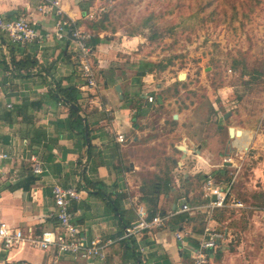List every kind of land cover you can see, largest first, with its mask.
I'll use <instances>...</instances> for the list:
<instances>
[{
	"label": "crops",
	"instance_id": "0c3cea01",
	"mask_svg": "<svg viewBox=\"0 0 264 264\" xmlns=\"http://www.w3.org/2000/svg\"><path fill=\"white\" fill-rule=\"evenodd\" d=\"M57 1L62 18L74 22L85 32H92L81 22L88 16L81 12L83 0ZM39 2L0 0V17L22 16L36 29L51 31L59 17L39 12ZM97 38L101 42L91 47L98 90L82 94L79 89L82 78L69 42L50 41L22 49L0 34V153L9 157L0 162V224L24 233L39 234L52 229L58 224L52 187H74L81 192V200L70 207L74 221L88 239L110 242L106 248L107 264H188L187 248L195 246L208 224L206 209L192 215L177 214L163 228L140 233L131 241L123 240L125 228L136 223L139 208L148 217L177 210L182 202L202 208L207 202L203 198L206 181L198 182L202 191L196 196L189 179L199 174L183 175L182 183L189 184L186 188L183 184V195L178 193L179 196L178 187L173 185H177L176 178L173 181L171 177L162 179L152 166L141 168L129 149L128 140L137 130L139 120L155 105L147 98L158 100V96L153 90H147L150 86L147 73L142 72V61L131 64L132 52L139 43L137 38L121 42L119 48L102 40L100 35ZM123 55H130L129 64L124 63ZM27 57L37 62L36 67L26 71L28 75L12 69L13 61ZM57 82L62 87L72 85L79 89L77 113L82 118L81 125L74 126L75 118L68 107L49 97V90L52 91ZM117 86L121 94L115 90ZM174 116L171 117L175 125L181 116L177 115L176 119ZM224 116L223 119L228 117ZM116 134L124 136V143L115 141ZM226 135L227 146L232 148V144L239 143L236 136ZM131 140L136 143L139 138L133 136ZM182 145L188 152L181 159L182 153L176 146L181 155L175 168L181 169L190 156L203 162L200 172L207 178L213 173L224 176L228 167H236L233 162H223L221 169L216 165L209 175L202 147L189 141L179 146ZM32 159L42 163L40 175L32 173ZM247 178L244 180L249 194L246 201L231 188V196L243 203L244 209H216L214 219L211 213L208 225L217 232L223 231L225 240L210 254L208 264H264V173L258 171L257 175ZM250 183L255 185L250 186ZM180 215L187 216L180 220ZM176 231L186 235V245L182 246L175 239ZM236 232L239 233L238 246L232 245ZM0 264L93 263L74 262L70 256L53 249L41 251L23 244L7 251L0 248Z\"/></svg>",
	"mask_w": 264,
	"mask_h": 264
},
{
	"label": "rangeland",
	"instance_id": "374dc122",
	"mask_svg": "<svg viewBox=\"0 0 264 264\" xmlns=\"http://www.w3.org/2000/svg\"><path fill=\"white\" fill-rule=\"evenodd\" d=\"M84 2L93 19L81 22L94 37L100 35L118 48L121 42L138 39L131 64L142 61L147 90L158 96L128 140L141 168L152 166L162 179L176 178L173 185L182 196L183 184H189L182 183L183 175L203 176V162L191 156L181 169L175 168L181 155L176 146L189 141L202 147L209 175L223 162L236 165L212 179L226 184L231 178L233 190L246 201L244 180L264 173V0ZM123 57L129 64L130 55ZM172 115L181 116L179 123L174 125ZM229 127L245 129L232 148L227 146ZM133 136L139 138L136 143ZM189 180L199 196V181ZM234 241L238 246L239 233Z\"/></svg>",
	"mask_w": 264,
	"mask_h": 264
},
{
	"label": "built area",
	"instance_id": "2783aa9c",
	"mask_svg": "<svg viewBox=\"0 0 264 264\" xmlns=\"http://www.w3.org/2000/svg\"><path fill=\"white\" fill-rule=\"evenodd\" d=\"M39 1L37 6L39 12L43 14L54 13L59 17L51 31L36 29L32 22L22 16L14 19L0 17V34L5 35L12 44L22 49L32 45L41 46L50 41L62 43L68 40L72 46V55L77 61L82 78L80 91L85 93L98 90L95 66L92 59V47L88 44L93 35L75 26L74 22L62 18V9L57 0ZM87 18L93 19V14H90ZM147 101L152 102L153 98L148 97ZM6 107L9 108L10 105ZM115 141L124 143V136L116 134ZM8 158L6 154L0 153V162ZM32 162V173L40 175L43 172L42 163L37 159H32ZM231 188L232 181L226 182V184H218L212 177H208L203 187V198L207 202L204 206H201L202 208L182 202L179 209L165 214H156L152 217H148L147 213L139 208L137 210V221L132 226L125 228L123 240L131 241L133 236L140 233L163 228L177 214L192 215L197 210L206 209L209 214V216H206V221L209 224L214 209H244L245 205L231 196ZM51 195L56 208L57 226L36 234L32 232L24 233L20 229L1 223L0 248L7 251L26 244L30 248L41 251L53 249L58 254L70 256L74 262L107 264L106 248L110 242H103L100 238L88 239L85 234H82L79 225L74 221L73 213L70 211L72 203L81 200V192L74 187L63 188L54 185L51 189ZM212 196L215 197L214 201L211 199ZM208 224L196 240L195 246L187 248L189 254L188 264H208L210 254L216 250L220 242L225 240L223 231L217 232ZM185 236L178 231L174 233L175 239L182 246L186 245Z\"/></svg>",
	"mask_w": 264,
	"mask_h": 264
},
{
	"label": "trees",
	"instance_id": "16d2710c",
	"mask_svg": "<svg viewBox=\"0 0 264 264\" xmlns=\"http://www.w3.org/2000/svg\"><path fill=\"white\" fill-rule=\"evenodd\" d=\"M84 3H85L84 0L82 2H80L82 15H85L87 13L86 9L84 7ZM66 42L68 43L69 41L67 40ZM100 42H101V40L96 37V38H92L88 44L90 46L94 47V46L98 45ZM12 65H13L12 69H14V71H17V72L25 71L26 72V71H30L31 69L36 67L37 62L35 60L27 57V58H24V60L22 59V60H19L17 62L13 61ZM148 66H151V64H148ZM244 66H245V64H243V69H244ZM26 75H28L27 72H26ZM141 75H143V74H141ZM79 92H80L79 89L76 88L75 86H72V85L62 87L60 82H57L54 85V88L52 91L49 90V97L50 98H52L55 101H57V102L68 107L70 114L75 118L73 121L74 126L81 125L82 124V118H81V116L78 115L77 111L70 108L68 106V104L66 105L65 101L68 102L69 104H74V105L80 107L79 106V99H80ZM80 93H82V92H80ZM176 152H178V151L176 150ZM176 163H177V160L174 161L175 167H176ZM212 175H211V177H212ZM206 178L207 177L204 175L194 177V179L199 181V182L200 181H202V182L206 181ZM187 180L188 179H186L185 181H187ZM230 180H231V178H226L225 182H229ZM167 189H169V184H167ZM113 205L114 206L116 205L115 202L113 203ZM215 213H216V209H214L212 211L213 219H214V217H216ZM186 216L187 215H180L179 219L183 220Z\"/></svg>",
	"mask_w": 264,
	"mask_h": 264
},
{
	"label": "water",
	"instance_id": "95a60500",
	"mask_svg": "<svg viewBox=\"0 0 264 264\" xmlns=\"http://www.w3.org/2000/svg\"><path fill=\"white\" fill-rule=\"evenodd\" d=\"M183 78H184V75H183ZM183 78H180V76H179V79H183ZM115 90H116L118 93L121 94V89H120L118 86L115 88ZM120 98H122V95H120ZM65 104H68L72 109L78 111L77 106H75L74 104H69V103L66 102V101H65ZM228 115H229V114H225L224 118H226ZM176 118H177V117L174 116V119H176ZM219 128H222V127L219 126ZM227 133H228V136H229L230 138H233L234 136L240 135V134H241V130H236V129H234L233 127H229V128L227 129ZM177 149L182 153V155H181V159H183V158L185 157V155L187 154L188 150H187L183 145H182V146H177ZM178 165H181V163L178 162ZM211 199H212V201H214V200H215V197L212 196Z\"/></svg>",
	"mask_w": 264,
	"mask_h": 264
}]
</instances>
